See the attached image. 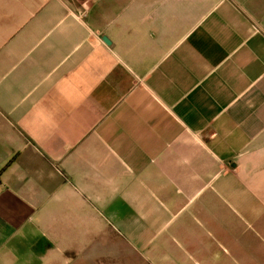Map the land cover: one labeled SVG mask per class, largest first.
I'll return each mask as SVG.
<instances>
[{
  "label": "crops",
  "instance_id": "crops-1",
  "mask_svg": "<svg viewBox=\"0 0 264 264\" xmlns=\"http://www.w3.org/2000/svg\"><path fill=\"white\" fill-rule=\"evenodd\" d=\"M133 250L264 264V0H0V264Z\"/></svg>",
  "mask_w": 264,
  "mask_h": 264
},
{
  "label": "rangeland",
  "instance_id": "rangeland-1",
  "mask_svg": "<svg viewBox=\"0 0 264 264\" xmlns=\"http://www.w3.org/2000/svg\"><path fill=\"white\" fill-rule=\"evenodd\" d=\"M162 250L165 252V253H169V254H173V248H162ZM147 251L149 252V254L151 255L152 258L154 259H157L159 256L162 255V252H160L158 250V248H147ZM134 253V250L133 252ZM133 264H147L146 262H144V260L140 257V254L138 256L137 253H134L133 254ZM120 264V263H119ZM148 264H158V262H156L155 260L151 263H148ZM183 264H192V261L188 258H185L184 259V263Z\"/></svg>",
  "mask_w": 264,
  "mask_h": 264
},
{
  "label": "water",
  "instance_id": "water-1",
  "mask_svg": "<svg viewBox=\"0 0 264 264\" xmlns=\"http://www.w3.org/2000/svg\"><path fill=\"white\" fill-rule=\"evenodd\" d=\"M104 40V39H103Z\"/></svg>",
  "mask_w": 264,
  "mask_h": 264
}]
</instances>
